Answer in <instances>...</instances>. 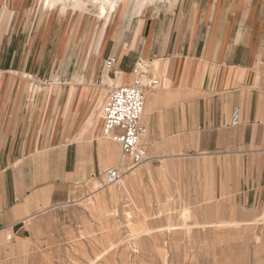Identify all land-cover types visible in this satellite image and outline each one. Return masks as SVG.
<instances>
[{"label": "crops", "instance_id": "0c3cea01", "mask_svg": "<svg viewBox=\"0 0 264 264\" xmlns=\"http://www.w3.org/2000/svg\"><path fill=\"white\" fill-rule=\"evenodd\" d=\"M224 4L163 0L141 13L111 11L95 44L99 57L82 72L57 52L69 48L66 29L85 28V0H0V236L39 206L78 193V179L107 169L102 120L90 113L95 90L117 81L145 86L147 158L122 177L134 195L148 185L201 201L205 188L216 195L236 184L224 182L235 171L263 172L264 5ZM48 49L51 90L15 91L19 72L39 68ZM233 109L237 125L229 123ZM128 166L126 159L115 167Z\"/></svg>", "mask_w": 264, "mask_h": 264}, {"label": "rangeland", "instance_id": "374dc122", "mask_svg": "<svg viewBox=\"0 0 264 264\" xmlns=\"http://www.w3.org/2000/svg\"><path fill=\"white\" fill-rule=\"evenodd\" d=\"M244 1L264 5V0H222L224 6ZM85 3V28L66 29L62 43L69 48L57 52L62 59L73 57L72 68L82 67V72L96 61L95 44L106 19L98 16L97 5ZM124 7L134 10L132 2L121 11ZM79 32L84 35L78 37ZM52 56L48 49L39 68L21 70L15 91L32 96L51 90L45 80ZM98 89L90 117L99 119L109 88ZM121 180L105 184L102 173L96 172L78 179L73 185L79 192L65 202L39 206L34 217L0 236V264H264V169L248 176L246 170L233 172L224 182L236 184L218 188L216 195L205 188L201 201L176 188L148 185L134 195Z\"/></svg>", "mask_w": 264, "mask_h": 264}, {"label": "built area", "instance_id": "2783aa9c", "mask_svg": "<svg viewBox=\"0 0 264 264\" xmlns=\"http://www.w3.org/2000/svg\"><path fill=\"white\" fill-rule=\"evenodd\" d=\"M115 63L113 57H107L104 65L111 68ZM155 83V81H151ZM145 86L136 79L132 83L111 86L100 110L103 133L110 135L120 146L121 157L128 160V168L107 167L102 172L105 184L120 181L127 171L141 165L147 158L146 147L141 143L145 128L140 125L144 111ZM229 123L239 124V113L233 109Z\"/></svg>", "mask_w": 264, "mask_h": 264}, {"label": "bare ground", "instance_id": "6f19581e", "mask_svg": "<svg viewBox=\"0 0 264 264\" xmlns=\"http://www.w3.org/2000/svg\"><path fill=\"white\" fill-rule=\"evenodd\" d=\"M50 1H61L62 4H64V3H73L75 0H50ZM85 1H88V0H85ZM90 1L92 4L97 5L98 13L100 14L101 18L103 17L105 18L109 16L108 14L110 11H115L117 9L116 7L118 6V4L121 5V7H118L121 10L123 8V5L128 4L129 2H132L133 8L136 13H141L143 7L148 5L147 2L149 0H90ZM157 1H160V0H157ZM99 117H100V114H99ZM96 119L98 120V117ZM100 137H102L103 141L105 142L104 146L107 145V152H108L107 162L103 164L104 168H107L108 166H118V165L121 167L126 159L120 156V146L113 139H111L110 135L108 134L105 135L102 132ZM121 184H123L125 190H128V185L125 184L123 180H121ZM184 208L187 209L186 206ZM185 211L186 210H183V212ZM182 215L184 214L182 213ZM32 217H34V214L26 218L25 221L30 220Z\"/></svg>", "mask_w": 264, "mask_h": 264}]
</instances>
